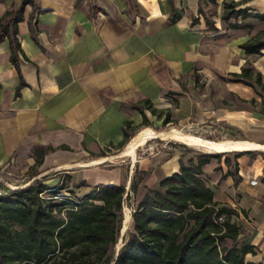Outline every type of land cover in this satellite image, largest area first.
<instances>
[{"label": "crops", "instance_id": "crops-1", "mask_svg": "<svg viewBox=\"0 0 264 264\" xmlns=\"http://www.w3.org/2000/svg\"><path fill=\"white\" fill-rule=\"evenodd\" d=\"M24 1L0 0V19ZM31 1L40 11L33 14L27 5L18 23V68L9 40L0 43V170L31 174L21 188L45 179L51 188L66 183L81 198L97 187L126 186L135 208L146 188L158 189L198 156L167 149L131 160L127 171L103 169L110 158L99 155L124 141L125 125L142 124L136 107L150 123L165 116H153L146 102L169 111L172 120L175 115L214 122L231 140L223 142L224 154L210 153L215 158L203 166V178L214 201L238 213L241 239L256 251L245 260L264 264V89L256 83L259 74L264 86V50L258 55L242 48L264 41V21L240 19L243 27L231 28L236 20H222L223 3L231 0H173L181 15L173 26L169 0ZM233 1L252 15H264V0ZM200 3L215 30L198 14ZM205 6L216 12L215 19ZM195 17L200 21L193 25ZM247 67L254 87L232 80ZM159 135L142 139L139 148L169 138ZM223 143L212 144L217 147L210 152ZM39 148L53 151L42 156ZM38 159L42 164L35 167ZM136 170L149 174L135 195L130 188Z\"/></svg>", "mask_w": 264, "mask_h": 264}, {"label": "trees", "instance_id": "trees-1", "mask_svg": "<svg viewBox=\"0 0 264 264\" xmlns=\"http://www.w3.org/2000/svg\"><path fill=\"white\" fill-rule=\"evenodd\" d=\"M206 1L216 4L218 0ZM169 2L172 10L169 23L173 26L181 20V15L174 1ZM27 5H32L33 14L40 11L33 1L26 0L0 19V43L9 40L11 62L16 68L21 51L17 26L24 20ZM223 5L222 20H236L231 28H242L237 23L240 19L264 21V15H252L246 9H239V2L224 1ZM198 11L205 17L209 29L215 30L202 3ZM199 21L195 17L192 24ZM242 48L248 54L260 55L264 41L253 40ZM242 71L231 75L232 80L254 87L250 82L252 70L247 67ZM256 83L264 89L259 74ZM144 106L153 116H165L163 126L173 123L169 111L154 110L150 102ZM136 110L140 111L143 122L134 129L130 123L125 125L124 141L116 147L119 151L130 143L131 131L151 127L144 109L136 107ZM38 151L44 156L53 149L39 148ZM107 156L103 152L99 158ZM213 158L210 154H200L189 166L182 165L181 172L162 180L158 189L146 188L143 200L133 208L135 229L124 239L118 256L116 246L124 206L131 198L126 186L97 187L81 198L69 190L66 183L51 188L45 179H37L25 188L0 195V264H256L245 260L256 251L241 239V228L234 221L238 213L215 202L214 192L203 178L202 168ZM41 164L42 159H38L35 167ZM148 174L135 171L130 188L133 194L138 193ZM65 190L68 194H64Z\"/></svg>", "mask_w": 264, "mask_h": 264}, {"label": "rangeland", "instance_id": "rangeland-1", "mask_svg": "<svg viewBox=\"0 0 264 264\" xmlns=\"http://www.w3.org/2000/svg\"><path fill=\"white\" fill-rule=\"evenodd\" d=\"M184 6L182 4V12H185ZM207 13L210 15L211 20L215 19V13L212 12L213 10H208L205 6ZM199 87L201 90L205 87V83L202 82ZM173 123H170L166 126H163V120L153 119L151 122V127L143 128L138 131L132 132V139L130 143L121 151L117 149L109 150V155L107 156L110 158L102 164L101 167L103 169H113V168H123L126 171L129 169L131 165V160L134 162L139 158H143L148 155H155L159 152H162L167 149H180L186 155L196 157L199 154H210V153H220L224 154L228 148L223 146L218 148L214 152H210L209 150L200 146L202 143L205 142L209 144H219L223 143L225 140H231L227 131L225 132L222 125H216V123L212 122H199L195 121L191 118H186V121L177 120L175 115H173ZM159 135L158 137H165L164 135L168 136L169 138H160L151 140L144 147L128 149L130 146L142 141V139L146 138L149 135ZM228 136V137H227ZM200 144V145H199ZM0 177L6 182L8 185L12 187H23L27 185L30 181L31 174H27L21 171H15L14 173H7L3 169L0 170ZM143 191L138 198H141L143 195ZM134 196H131V200H128L124 206L125 210H129L130 213L133 212L134 208ZM133 214V213H132ZM131 214V216H132ZM133 224L130 222V214H128V221L126 223L123 222L121 234L119 237V243L116 246V252L122 247L124 239L128 236L129 233L133 231Z\"/></svg>", "mask_w": 264, "mask_h": 264}, {"label": "bare ground", "instance_id": "bare-ground-1", "mask_svg": "<svg viewBox=\"0 0 264 264\" xmlns=\"http://www.w3.org/2000/svg\"><path fill=\"white\" fill-rule=\"evenodd\" d=\"M199 143H202L201 145L200 144L199 145L202 146L203 148L209 150V151H213L217 147L215 145H212V144H209V143H205V142H199ZM138 144H139V142L134 144V145H132V146H130L128 149H133V148L137 147ZM223 145H224V143L218 145V147L219 146H223ZM128 214H130V222L132 221V216H131L132 213H130L129 210H125L124 219H123L124 223H126L128 221Z\"/></svg>", "mask_w": 264, "mask_h": 264}, {"label": "built area", "instance_id": "built-area-1", "mask_svg": "<svg viewBox=\"0 0 264 264\" xmlns=\"http://www.w3.org/2000/svg\"><path fill=\"white\" fill-rule=\"evenodd\" d=\"M18 189H22L21 187H12L11 185H8L6 182L3 181V179L0 177V195H6L9 191H15ZM220 222H223V218L219 219Z\"/></svg>", "mask_w": 264, "mask_h": 264}, {"label": "water", "instance_id": "water-1", "mask_svg": "<svg viewBox=\"0 0 264 264\" xmlns=\"http://www.w3.org/2000/svg\"><path fill=\"white\" fill-rule=\"evenodd\" d=\"M123 214H125V212H124V211H123ZM119 250H120V249H119ZM119 250H118V252H117V256H118Z\"/></svg>", "mask_w": 264, "mask_h": 264}]
</instances>
